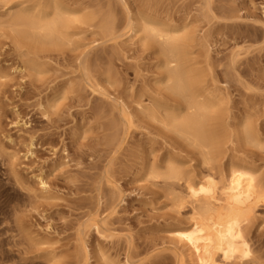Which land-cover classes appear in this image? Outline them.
Segmentation results:
<instances>
[{
	"label": "rangeland",
	"instance_id": "rangeland-1",
	"mask_svg": "<svg viewBox=\"0 0 264 264\" xmlns=\"http://www.w3.org/2000/svg\"><path fill=\"white\" fill-rule=\"evenodd\" d=\"M232 166L264 193V0H0V264H197L187 184ZM243 230L264 264V200Z\"/></svg>",
	"mask_w": 264,
	"mask_h": 264
},
{
	"label": "bare ground",
	"instance_id": "bare-ground-1",
	"mask_svg": "<svg viewBox=\"0 0 264 264\" xmlns=\"http://www.w3.org/2000/svg\"><path fill=\"white\" fill-rule=\"evenodd\" d=\"M63 12L66 11L63 9ZM19 18L32 28H47L51 32L56 31L64 22L63 19L50 23L37 22L27 13ZM132 22L136 27H141L144 19L137 15ZM167 50L172 54L170 62H178L170 71L173 88L176 92L193 98V94L200 91L195 76L188 75L180 65L181 58L174 41L168 44ZM194 106L198 108V113L182 120L178 125L182 130H189L198 142L206 144L210 141V136L203 125L204 109L198 103ZM225 180L222 185H218L215 176L210 174L187 184L184 198L196 203L198 214L193 217L192 223L179 225L173 234L188 247L197 264H228L235 258L249 259L252 256L250 239L244 233L243 222L249 220L257 203L264 200V193L249 167L232 166ZM96 226L100 228V225Z\"/></svg>",
	"mask_w": 264,
	"mask_h": 264
}]
</instances>
